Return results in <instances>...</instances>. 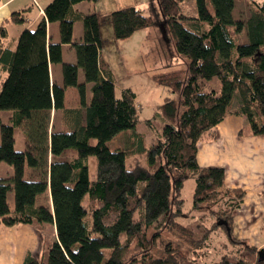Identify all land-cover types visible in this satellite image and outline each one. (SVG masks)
<instances>
[{"label":"trees","instance_id":"16d2710c","mask_svg":"<svg viewBox=\"0 0 264 264\" xmlns=\"http://www.w3.org/2000/svg\"><path fill=\"white\" fill-rule=\"evenodd\" d=\"M82 1L53 0L37 27L21 33L15 50L5 45L6 31L0 29V66L7 73L0 93V163L13 167V175L0 178V223L56 227L47 261L28 254L25 264H201L218 222L234 242H245L233 236L245 192L223 194L225 170L202 168L197 157L200 141L216 139V127L236 95L235 113L247 117L252 135L264 137V5L253 2L248 19L239 20L233 14L236 0H196L197 17L182 13L184 0H158L174 54L186 68L153 77L178 99H164L165 125L156 133V143L148 145L136 131V95L127 89L117 97L115 76L100 60L98 16L74 9ZM13 21L22 24L24 19L14 15ZM77 21L83 24V36L74 43ZM110 21L117 40L155 23L136 7L112 12ZM54 22L59 23V43L48 37L47 23ZM244 31L247 42L240 43ZM63 45L75 50V64L63 63ZM51 64L62 65L61 85L51 82ZM214 78L219 90L209 87ZM87 84H92L89 102ZM70 88L77 89V97L76 91L68 94ZM3 111L11 112L9 123L2 121ZM17 128L26 136L21 152L14 148ZM123 131H131V149L110 150L108 141ZM143 155L146 165L137 161L127 168L129 156ZM91 156L97 158L95 179L90 176ZM26 166L30 179L25 178ZM188 177L195 179V205L208 209L195 228L177 221L184 215L181 194ZM11 190L13 210L7 201ZM45 193L47 202L37 205ZM209 217L215 221L205 228ZM246 248L240 256H223L212 264H264V248ZM105 250H110L107 260Z\"/></svg>","mask_w":264,"mask_h":264},{"label":"rangeland","instance_id":"374dc122","mask_svg":"<svg viewBox=\"0 0 264 264\" xmlns=\"http://www.w3.org/2000/svg\"><path fill=\"white\" fill-rule=\"evenodd\" d=\"M253 2L258 5H264V0H236V7L234 9V17L239 20H247ZM135 6L139 9H144L146 15L153 17L154 25L153 27L138 30L132 37L125 40H117L114 34V28L110 21V15L112 12ZM208 9L213 13V7L209 1H207ZM75 10L83 11L86 14H96L100 22V32L101 38L103 40V47L101 48L103 59L109 63L110 68L115 76L116 85V95L121 97L122 91L131 90L136 95V104L139 109V122L136 126V131L145 135L146 142L148 145L156 143L157 132H160L164 127L165 123L161 117V105L164 99L167 97L178 99V95L172 93L168 88L159 86L154 83V75L161 72L185 69L186 64L178 59L173 50L170 35L167 31L164 14L161 4L158 0H84L80 3L74 5ZM182 13L189 17H197L198 10L196 6V0H184L181 4ZM49 37L52 42L60 40L59 35V23H52ZM82 31L83 24L81 21H77L74 24V35L73 42L78 36V33ZM83 35V34H82ZM238 42H247L246 32L239 34ZM69 50L74 51L72 47ZM69 50L64 51L66 54V59H68ZM54 79L57 81L56 68L61 70V64H54ZM209 87L220 89V83L217 78L212 79L208 82ZM92 84L90 88H86V95L88 102L92 98ZM76 94L77 89H69V93ZM72 96V95H71ZM239 103V97L236 95L232 101L231 109L236 107ZM236 109V108H235ZM10 111H3L1 113V118L4 123H9ZM59 114V113H58ZM160 114V116H159ZM246 131L250 132L251 127L247 117H245ZM60 115L55 116V125L59 126ZM149 122H152L153 127L149 126ZM15 145L14 148L17 152H21L25 149L26 136L21 131V129H15L14 132ZM0 142H1V132H0ZM200 141L199 143H201ZM92 145L97 143L96 139L90 141ZM107 146L110 150H129L131 149V131H123L114 139L108 141ZM255 146L252 148L248 147L244 151L255 150ZM76 155V153L74 152ZM254 156H257L256 151H252ZM252 155V156H253ZM261 155V154H258ZM69 158L72 157V153L67 155ZM205 159L210 160V163L214 165L213 167H222L226 170V180L221 188L223 194H230L229 184H243L247 185L246 176L243 175L239 168L241 166L236 165L237 161L232 160L227 161L226 157H223L221 153H211ZM203 163L202 157L200 158ZM139 161L146 165V157L143 156H129L126 160V166L128 169L132 168L136 162ZM0 178H7L13 175V167L6 162L0 163ZM90 165V176L91 179H95L96 169H97V158L91 156L89 158ZM253 172L260 173L261 178L264 174L261 173L263 170V164H260L258 170L253 167ZM258 165V162L256 166ZM211 168V167H209ZM25 178H31V168L26 166ZM264 182V177H263ZM252 188L255 185L258 186L257 182L254 181L250 183ZM263 187H264V183ZM195 179L193 177H188L185 180L184 188L182 190L181 198L184 199V215L178 217L177 221L187 227L195 228L200 225L199 218L202 215L204 208L200 209L199 206L195 205L194 193H195ZM254 187V188H253ZM264 203V189L256 195ZM14 191L8 192L7 201L10 209H14L15 199ZM245 198V197H244ZM249 198V197H247ZM47 202V194L45 193L39 197L37 205ZM245 208L247 207L249 212L255 216V213L260 212L255 206V201L244 202ZM261 215V213H260ZM254 219V218H253ZM239 220V221H238ZM241 220V221H240ZM215 220L213 218H208V221L204 225L205 228H210ZM219 228L212 232L206 248V256L201 260V264H212L214 261H218L223 256H240L242 253L247 251L248 247H258L264 248V213L262 214L261 224L259 229L255 228L253 222L242 221V218H238L237 222L234 223L233 236L239 240H245V242L239 244L234 242L229 234L226 232L225 227L221 222H218ZM1 229L9 231L10 236H5L2 231H0V250L1 254H4V248H15L23 247L26 249L27 253L36 257L40 261L46 262L48 258L49 246L54 242L56 237V227L52 223H34L31 225L20 224L14 227H6L0 224ZM26 231V232H25ZM29 231L31 240H28L27 232ZM25 232V234H24ZM33 233V238H32ZM110 250H105L106 260L109 257ZM2 258H0L1 260ZM0 264H4L0 261Z\"/></svg>","mask_w":264,"mask_h":264},{"label":"crops","instance_id":"0c3cea01","mask_svg":"<svg viewBox=\"0 0 264 264\" xmlns=\"http://www.w3.org/2000/svg\"><path fill=\"white\" fill-rule=\"evenodd\" d=\"M52 1L53 0H0V29L3 26L6 31L7 38H6L5 45L15 50L21 33L26 29L33 30L37 27V25L44 18V10L46 6L49 5ZM130 7H135V6H130ZM140 10H144V9H140ZM79 12L84 13L83 11H79ZM14 15H22L24 22L22 24L15 23L13 21ZM52 25H53L52 23H47L48 37L50 35V30H51ZM82 34H83L82 31L78 33V36L75 39V43L81 42L82 36H83ZM73 35H74V31H73ZM49 40L52 42V39L50 37H49ZM59 42L60 40L55 41L54 43H59ZM70 47H71L70 45L62 46L63 63L75 64L77 60L76 53H74L72 50L70 51L69 50ZM67 49L69 50L68 59H66V54L64 55V51ZM100 60L104 61L108 65L109 69L111 70L109 63H107L103 59L101 51H100ZM53 66H54L53 64L50 65L51 82L61 85L63 83L62 68L61 70L59 68H56L57 81H55ZM6 78H7V73L0 66V93H1L2 84ZM78 82L80 84L85 82L84 73L81 69H79L78 71ZM86 88H90V84H87ZM235 108L237 109L238 105L234 107L233 109H230V112L228 113L225 120L216 127V132H217L216 139L205 140L199 143L197 159H198V163L200 167L215 168L213 167L214 165L210 163V160L205 159V157H208L211 153L217 154L219 151L223 157L227 158L228 162L232 160L237 161L236 165L241 166L239 168V171L243 175L246 176V181L248 182V184L243 185L240 183L239 184L232 183V184H229L230 186L228 189H230L231 191H234L236 189L243 190L245 192L244 202L246 200L255 201V206L257 207L258 210H260V212L255 213V216H254L253 214L249 212L247 207L245 208L244 202H243L241 207L238 209L236 216L234 217V223L237 222L238 218L239 219L242 218V221L250 222V223L253 222L255 228L259 229L258 227L261 224L262 214L264 213V203L259 197L257 198L256 195H258V193L264 189L263 184H262L264 183L262 180L264 176H262L261 178L260 173L255 174L252 170L253 168L251 165L255 164L253 167H256L258 170L261 171V169L258 168V166L260 164H263V170L261 171V173L264 174V137H257V136L252 135L251 130L250 132L246 131L244 133V130L246 128L245 118L243 115L236 114ZM58 115L59 114L56 113L55 115L56 118ZM251 146L252 148L255 146L256 149L252 151H256L257 156H254L251 150L244 151L246 148L251 147ZM258 154H261V155H258ZM201 157L203 159V163L200 160ZM257 162H258V165L256 166ZM218 168H222V167H218ZM225 173H226V170H225ZM254 181L260 185L258 186L255 185V188L253 187L254 189H251L252 186L250 183L251 182L254 183ZM2 230L3 229H1V226H0V231ZM2 233L5 236L11 235V233L6 230H3ZM30 235L31 234L28 231L27 236H28L29 241L31 240ZM32 238H33V233H32ZM8 248L10 249L4 248V250H2L4 251V254H1V250H0V258H2L0 261L2 263L4 264H25V259L27 255L30 254V253H27L26 249H24L23 247L11 248L9 246Z\"/></svg>","mask_w":264,"mask_h":264}]
</instances>
